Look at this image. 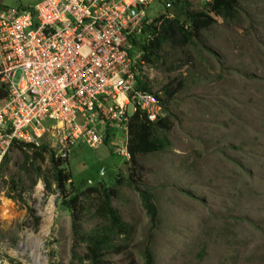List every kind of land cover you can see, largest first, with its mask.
<instances>
[{
	"label": "rangeland",
	"instance_id": "obj_1",
	"mask_svg": "<svg viewBox=\"0 0 264 264\" xmlns=\"http://www.w3.org/2000/svg\"><path fill=\"white\" fill-rule=\"evenodd\" d=\"M40 1L0 0V8ZM173 1L164 11V0H156L148 18L179 15L182 0ZM186 1L187 10L203 8V0ZM214 19L191 43H163L141 67L150 92L166 102L164 116L172 115L169 147L133 164L111 142H76L59 162L74 190L100 181L114 188L112 206L131 231L121 253L107 252L110 264H144L146 248L154 264H264V0H239L233 19ZM163 87L176 89L169 100ZM40 141L55 152L48 137ZM7 157L0 166V261L91 264L82 238L101 224L92 199L80 203L74 238L49 153L37 158L13 146ZM140 191L151 195L154 220Z\"/></svg>",
	"mask_w": 264,
	"mask_h": 264
},
{
	"label": "built area",
	"instance_id": "obj_2",
	"mask_svg": "<svg viewBox=\"0 0 264 264\" xmlns=\"http://www.w3.org/2000/svg\"><path fill=\"white\" fill-rule=\"evenodd\" d=\"M155 1L41 0L0 8V166L14 142L39 146L44 136L58 160L76 142H111L116 154L130 156L131 116L164 117L159 96L136 87L145 61L132 41L151 22L147 10Z\"/></svg>",
	"mask_w": 264,
	"mask_h": 264
},
{
	"label": "trees",
	"instance_id": "obj_3",
	"mask_svg": "<svg viewBox=\"0 0 264 264\" xmlns=\"http://www.w3.org/2000/svg\"><path fill=\"white\" fill-rule=\"evenodd\" d=\"M173 0H164L165 3ZM176 5L179 0H174ZM173 1V2H174ZM239 0H203V8L200 10H187L186 6L189 2L182 0V7L180 8V14L173 18H168L164 14H160L148 23L144 31L138 37H133V44L138 47L141 52L142 59L145 62H152L156 56L157 51L161 45L167 41L174 45H183L185 43H191L192 40L200 34V32L216 22L214 16L221 17L223 20H231L235 16L237 11V5ZM181 16V17H180ZM136 87L149 91L148 84L140 78L139 73L136 74ZM164 94L166 95L165 101L169 100L176 92L175 88L163 87ZM4 95V91H0V96ZM163 108L166 107V102L161 100ZM172 115L169 112L167 114L151 122L146 119L144 114L140 111H136L130 118L128 123V140L127 148L130 154V162L136 164L138 155H145L147 153L157 152L170 146V141L166 136V132L172 127ZM107 141H105L106 143ZM80 143V142H78ZM17 147L21 150L32 151L35 157H44L45 154L50 155L51 162V178L55 183V188L58 191L61 204L63 207L69 210L71 215V229L72 233L78 234L80 227V217L82 207L80 203L83 199H92L90 202L92 208V214L101 221V224L95 226L91 231L86 233L84 242L85 254L84 257L90 261L91 264H110L105 260L107 252L118 254L126 247L125 242L128 240L131 226L121 219L119 212L112 206V197L114 196V188L101 181L88 185L84 190H74L72 177L69 171H65L64 168H60L59 162L53 158L52 150L44 143L39 146H35L30 143L14 142L12 147ZM7 154L5 155L2 164L7 160ZM51 179L44 178V182L47 188L51 186ZM140 196L143 201V205L147 210L150 218L154 220L156 215V209L151 202V195L148 192L140 191ZM21 199V197H19ZM243 240V239H242ZM241 240V243H242ZM244 242V241H243ZM71 255L75 257V244L71 246ZM144 264H154V258L150 250L147 248L143 252Z\"/></svg>",
	"mask_w": 264,
	"mask_h": 264
}]
</instances>
